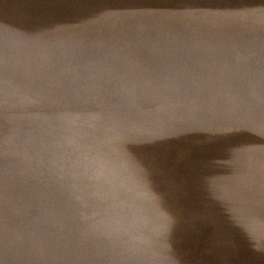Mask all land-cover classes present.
Returning <instances> with one entry per match:
<instances>
[{
  "label": "rangeland",
  "instance_id": "1",
  "mask_svg": "<svg viewBox=\"0 0 264 264\" xmlns=\"http://www.w3.org/2000/svg\"><path fill=\"white\" fill-rule=\"evenodd\" d=\"M0 264H264V0H0Z\"/></svg>",
  "mask_w": 264,
  "mask_h": 264
}]
</instances>
